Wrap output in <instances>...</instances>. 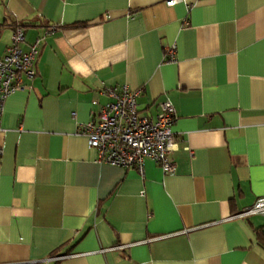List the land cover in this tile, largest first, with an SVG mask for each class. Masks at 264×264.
I'll list each match as a JSON object with an SVG mask.
<instances>
[{
    "label": "crops",
    "instance_id": "0c3cea01",
    "mask_svg": "<svg viewBox=\"0 0 264 264\" xmlns=\"http://www.w3.org/2000/svg\"><path fill=\"white\" fill-rule=\"evenodd\" d=\"M16 23L41 40L0 115V264H264V215H239L264 196V0H0V55ZM122 85L172 104L173 174L78 133Z\"/></svg>",
    "mask_w": 264,
    "mask_h": 264
},
{
    "label": "built area",
    "instance_id": "2783aa9c",
    "mask_svg": "<svg viewBox=\"0 0 264 264\" xmlns=\"http://www.w3.org/2000/svg\"><path fill=\"white\" fill-rule=\"evenodd\" d=\"M185 0H165L172 6ZM10 44L0 55V115L6 98L17 90L24 89L35 76L34 63L38 53L40 38L37 37L28 49L20 47L24 41V28L18 23L12 28ZM164 58H175L174 45L167 46ZM138 90H129L126 85L107 86L99 91L110 97L99 105L96 119L78 124V133L87 140V145L96 150L97 161L111 165L133 166L142 174L145 159L149 158L160 166L165 174H173L175 165L170 160V152L176 147L171 126L176 121L174 108L169 101H161L154 116L141 115L137 109ZM98 105L96 99L91 101ZM0 127V136L3 135ZM1 138V137H0ZM2 151L0 139V153ZM264 215V196L240 212V216ZM65 255L54 256L61 259Z\"/></svg>",
    "mask_w": 264,
    "mask_h": 264
},
{
    "label": "trees",
    "instance_id": "16d2710c",
    "mask_svg": "<svg viewBox=\"0 0 264 264\" xmlns=\"http://www.w3.org/2000/svg\"><path fill=\"white\" fill-rule=\"evenodd\" d=\"M19 25L23 26V24H21V23ZM258 235H260V233H258ZM259 238H261L264 241V235L263 234L261 236H259Z\"/></svg>",
    "mask_w": 264,
    "mask_h": 264
}]
</instances>
